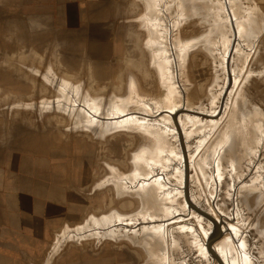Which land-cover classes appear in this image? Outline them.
Segmentation results:
<instances>
[{"label": "rangeland", "instance_id": "rangeland-1", "mask_svg": "<svg viewBox=\"0 0 264 264\" xmlns=\"http://www.w3.org/2000/svg\"><path fill=\"white\" fill-rule=\"evenodd\" d=\"M79 2L0 0V188L34 183L67 204L44 254L0 247V264H220L183 226L213 222L208 199L221 264H264V0H111L103 24L82 21ZM166 106L178 131L150 114ZM124 110L133 124L98 116ZM181 154L203 212L164 241L155 220L184 194L159 186L177 187Z\"/></svg>", "mask_w": 264, "mask_h": 264}, {"label": "crops", "instance_id": "crops-1", "mask_svg": "<svg viewBox=\"0 0 264 264\" xmlns=\"http://www.w3.org/2000/svg\"><path fill=\"white\" fill-rule=\"evenodd\" d=\"M56 4L57 1L53 3L54 6ZM77 7L88 16L82 21L87 24H103L106 19H96V16L104 15L106 8L111 9V0H80ZM65 8L68 9L63 10ZM63 9L59 12L61 15H70V6L66 5ZM73 21L81 22V19L75 18ZM87 29L90 30V26ZM80 30H83L82 26ZM29 184L33 185L26 188L27 191H23L18 185H10L9 188L13 191L7 195V199V190L0 188V247L6 249L9 254H24L31 257L28 260H32L35 256L45 253L44 246L48 248L53 234L51 229L54 224H59L52 221V217L57 214L54 211L61 208L62 212H65L67 204H51L49 195L43 197L41 185Z\"/></svg>", "mask_w": 264, "mask_h": 264}, {"label": "bare ground", "instance_id": "bare-ground-1", "mask_svg": "<svg viewBox=\"0 0 264 264\" xmlns=\"http://www.w3.org/2000/svg\"><path fill=\"white\" fill-rule=\"evenodd\" d=\"M109 10L110 9L106 8V12L104 13V15L96 16V19H101V18L108 19L109 18ZM59 15H61V14L59 13ZM70 15H71V13H70ZM81 15H84V17H88L87 14H84L82 12H81ZM90 16L92 17V15H90ZM62 20H64V19H62ZM70 23L72 24V22H70ZM81 31H83V30H81ZM42 77H43V75L40 78H42ZM24 89L27 90L28 87L26 86V87H24ZM184 109H187V108H184ZM124 111L122 113L104 111L103 113L100 114L101 116L100 115H98V116L102 117L104 122H106V123H108V124H110L112 126H117L118 124H121V123H123L125 125L133 124L136 121V119L134 118L135 116L132 114V112H126V110H124ZM176 111H177V109L174 108L173 106H166V107H164V109L163 108L162 109H156V110L152 109L150 111V114L152 116H155V114H157V113L165 112L164 115H165L166 119L168 120V122H170L169 120H171L172 123H173V122H175L174 117H175ZM173 126L175 128L174 123H173ZM175 130L178 131V128H175ZM189 155H190V157H189V159H187L185 154H184V156L181 154V162H180L181 163V165H180L181 167H180L179 178H178V181H177L178 182L177 183V187L172 186L173 188H170V187L166 188V183L168 185H170V183L168 181H166L163 177H157L161 181H166L165 184H161V186H159V190L160 189L162 191L171 190V192L175 193V197H178V196L182 197L183 194H184V196H183L184 200L180 201V203L182 204V210L181 211H178V210L175 211L174 210V211H172L171 214L167 213L166 215H164L162 218H160L159 221L155 220L156 221L155 223L157 224L156 226L158 228L157 231L160 232V233L162 232V235H163L162 238H163L164 241L166 240V229H167V226H170L171 224H174V223H182V222H185V221L193 219V218H196V220L200 219V215L198 213L203 212V210H200V212H197V211H199V210H197V207H195L191 201L187 200V198L185 196V190H184V188H185V172H183V170H184V168L187 169L188 168L187 164H189L191 162L192 156H191V154H189ZM252 168L253 169H257V167L255 168L254 166ZM214 169H217V168H214ZM217 172L218 171H216V173ZM217 176H218V174H217ZM218 179H219V176L218 177H213V180H214L216 188L218 187V185L220 183L218 181ZM232 180H235V179H232ZM243 181L244 180H242V182ZM252 184H254V183H252ZM220 185H222V183ZM250 185L248 186V189L245 191V193H252L253 191L256 190L257 186L256 187H250ZM207 202H208L209 207L211 208L210 209L211 212H213V214H214L213 218L218 219V215L215 214V212L212 210V204L210 203V200L208 199ZM194 211H196V212H194ZM204 215L209 217L207 213L205 214V212H204ZM233 217L234 218H232V220H237V218L239 219L237 221V222H239V224H240V222L243 221L241 218H239V214H237V213H235ZM153 218L154 217H152L151 220ZM175 218H177V219H175ZM213 218H211V219L213 220V222H215V220ZM229 218H231V217H229ZM151 220L149 221V223H152ZM213 222L210 220L208 222L207 227H203L202 224H200V226L197 227V226L190 225L188 223L183 224V226L188 231H191V230L194 229L193 231H191V233L194 232V234H195V228L196 229L199 228L200 231H201V234L199 235V237L201 236V242H202V247L201 248L204 251L208 252L210 256H212V257L215 256V259L218 260L220 262V264H221V262H223L226 259H228V256H227L225 247L223 245H215V247H210L211 234L213 233V230L215 229ZM200 223H201V221H200ZM223 227L225 228V226H223ZM226 230H229V232H227V233H230L231 243H233V245H236V247H237V244H236L235 241L239 242L240 241L239 235L241 236V234H242V233L240 234V232H241L240 226L238 224H235V226L233 225V227H231V230L228 229V228H226ZM233 236H237L238 240H235V238ZM55 249H56V247L53 249V251ZM245 258H246V255H245ZM227 264H229V262Z\"/></svg>", "mask_w": 264, "mask_h": 264}]
</instances>
